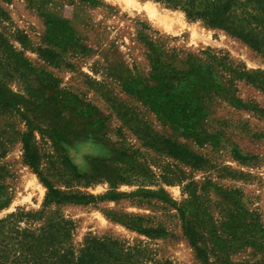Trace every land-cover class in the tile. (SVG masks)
<instances>
[{
  "label": "rangeland",
  "instance_id": "1",
  "mask_svg": "<svg viewBox=\"0 0 264 264\" xmlns=\"http://www.w3.org/2000/svg\"><path fill=\"white\" fill-rule=\"evenodd\" d=\"M130 1L0 0L2 230L34 232L62 216L77 252L88 237L110 238L121 241L123 264H204L183 209L209 264H264V55L180 7ZM209 48L247 73L215 70L220 90L199 87L195 110L187 95L175 98L183 89L173 83L190 57L206 79ZM24 115L57 187L120 198L45 206L47 188L24 162ZM163 137L205 162L172 156ZM64 156L81 178L67 183L54 172Z\"/></svg>",
  "mask_w": 264,
  "mask_h": 264
},
{
  "label": "trees",
  "instance_id": "2",
  "mask_svg": "<svg viewBox=\"0 0 264 264\" xmlns=\"http://www.w3.org/2000/svg\"><path fill=\"white\" fill-rule=\"evenodd\" d=\"M158 1L165 3L168 7H180L189 19L201 20L206 27L221 29L227 34L241 39L251 48L264 55V0H185L183 4L177 0ZM40 51L45 54V57L54 58L51 51L47 49ZM201 54L206 55L207 63H210L206 66L207 69L205 68L207 78L198 77V70L202 65H198L196 59L190 57L191 62L188 63V69L182 75L176 72L177 78L173 83L174 87L183 89V94L175 98L182 101L185 100L184 94L187 95L188 99L193 102L195 110H198L199 87L206 86L207 89L220 90L221 82L217 75H214L216 74L215 70L221 69L225 73L230 71L236 78L245 76L247 73L245 66L234 65L226 55H220L210 48L202 51ZM178 109L183 110L184 107L179 106ZM170 112L172 114V111ZM171 114L168 113L167 115H175ZM24 117L28 126L27 131L22 136L24 162L47 188L45 206L53 203L57 205L63 203L88 205L97 203L99 200L120 198L123 193L96 196L92 193L64 191L57 187L49 177L50 175L43 170V157L34 143L33 122L29 116L24 115ZM178 124L182 126L180 123ZM161 142L169 154L192 167L199 168L205 162L201 155L184 144L165 137L162 138ZM59 163L61 166L53 170L57 175L68 179L67 183L81 178L78 169L67 157H62V161ZM5 188V185L0 184L1 197L7 196ZM8 203V198L6 200L1 199L0 209ZM180 211L185 219L186 236L195 248L197 256L204 261V264H209L208 252L201 245L200 233L196 226L185 217L184 210L180 209ZM4 223L5 221L0 220V264H109L111 260L116 261L117 264H123L121 263L123 258L120 255L122 243L119 240L88 237L78 252L71 245H68L67 239L70 236L72 221L62 216L49 219L39 230L25 231L14 236L5 234L2 230ZM141 231L147 235L166 233L162 229L155 228H145ZM115 253L118 256L113 259L112 255L114 256Z\"/></svg>",
  "mask_w": 264,
  "mask_h": 264
},
{
  "label": "bare ground",
  "instance_id": "3",
  "mask_svg": "<svg viewBox=\"0 0 264 264\" xmlns=\"http://www.w3.org/2000/svg\"><path fill=\"white\" fill-rule=\"evenodd\" d=\"M126 2V0H124ZM128 2L132 3L133 1L127 0ZM122 3V2H121ZM154 11V10H153ZM151 13V12H150ZM179 29V28H178Z\"/></svg>",
  "mask_w": 264,
  "mask_h": 264
}]
</instances>
